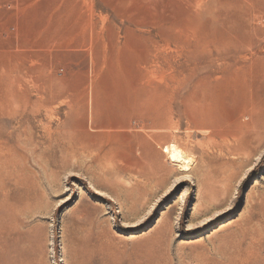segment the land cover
<instances>
[{
    "label": "rangeland",
    "instance_id": "1",
    "mask_svg": "<svg viewBox=\"0 0 264 264\" xmlns=\"http://www.w3.org/2000/svg\"><path fill=\"white\" fill-rule=\"evenodd\" d=\"M146 1L0 0V264H264V0Z\"/></svg>",
    "mask_w": 264,
    "mask_h": 264
},
{
    "label": "bare ground",
    "instance_id": "2",
    "mask_svg": "<svg viewBox=\"0 0 264 264\" xmlns=\"http://www.w3.org/2000/svg\"><path fill=\"white\" fill-rule=\"evenodd\" d=\"M146 1V0H145ZM148 1V0H147ZM146 1V2H147ZM155 1V0H154ZM171 1V0H170ZM178 1V0H177ZM191 1V0H189ZM150 2V1H149ZM181 4V1H179ZM188 2V0H187ZM153 3V2H152ZM139 4V3H138ZM176 4V3H175ZM179 4V3H178ZM182 5V4H181ZM185 6V5H183ZM190 12L187 16V25L196 30V27L200 23V21L206 17H212L211 20L213 23L218 21L217 13L219 12L220 3L217 0H208L203 4L201 0H193L190 3ZM186 7V6H185ZM181 8V7H180ZM145 10V8H144ZM147 10V8H146ZM174 12V11H173ZM188 13V12H187ZM176 15V14H175ZM173 17V16H172ZM175 17V16H174ZM208 17H206L207 19ZM173 19V18H172ZM205 22V21H204ZM208 22V21H207ZM201 24V23H200ZM173 25V24H172ZM174 26V25H173ZM202 26V25H201ZM160 28V27H159ZM178 31V29H176ZM176 31V32H177ZM179 32H181L179 30ZM184 36V35H183ZM193 38V37H192ZM196 38V37H195ZM169 41V40H168ZM188 45V44H187ZM157 47V46H156ZM158 49V48H157ZM183 49V48H182ZM155 50V49H154ZM158 52V51H157ZM156 52V53H157ZM181 55V53L179 54ZM154 56V55H153ZM154 62V61H153ZM184 69V68H183ZM178 78V77H177ZM41 109V108H40ZM38 114V113H37ZM46 114V113H45ZM163 152L167 156V160L169 163L174 164L181 168L183 171H188L190 166L193 164L192 158L190 155L186 154L184 150L175 146H164Z\"/></svg>",
    "mask_w": 264,
    "mask_h": 264
}]
</instances>
